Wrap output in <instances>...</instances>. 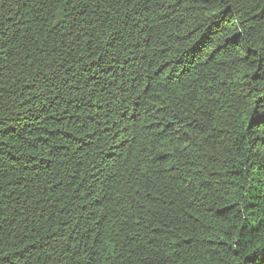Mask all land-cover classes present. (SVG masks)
<instances>
[{"label": "trees", "instance_id": "trees-1", "mask_svg": "<svg viewBox=\"0 0 264 264\" xmlns=\"http://www.w3.org/2000/svg\"><path fill=\"white\" fill-rule=\"evenodd\" d=\"M0 264H264V0H0Z\"/></svg>", "mask_w": 264, "mask_h": 264}]
</instances>
